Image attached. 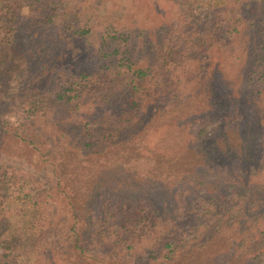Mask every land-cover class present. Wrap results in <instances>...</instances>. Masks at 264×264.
Here are the masks:
<instances>
[{"label":"rangeland","instance_id":"1","mask_svg":"<svg viewBox=\"0 0 264 264\" xmlns=\"http://www.w3.org/2000/svg\"><path fill=\"white\" fill-rule=\"evenodd\" d=\"M210 6L208 0H32L17 16V39L28 43L27 63L0 92V173L12 169L25 174L43 192L49 219L41 238L27 236L30 253L21 264H208L214 252L219 263H232L247 249L264 250L243 241L248 248L237 247L227 260L222 250L230 247L218 236L225 224L188 229L184 221L176 226L175 237L162 239L165 246L138 242L125 252L113 236L124 213L104 204L116 199L153 202L158 214L171 218L178 208L177 179L184 172L185 186L192 176L209 179L208 170L198 165L207 143L204 135L203 142H195L196 132L218 123L204 121L205 112L218 100L238 95L242 82L239 66L220 49L212 47L203 55L197 78L184 94L159 101L141 95V108L128 128L119 117H109L103 92L81 91L78 102H52L66 75L104 68L97 48L105 30L128 32L131 57L144 68L156 52L167 54L184 43L193 27L204 31ZM48 14L53 16L45 24ZM77 28L89 32L73 33ZM89 144L97 150L88 151ZM203 193L194 188V196ZM9 209L13 223L23 227L17 211L29 209L21 201ZM245 231L249 240L256 234L253 226ZM147 244L154 245L153 255ZM257 257L264 260L263 253Z\"/></svg>","mask_w":264,"mask_h":264},{"label":"trees","instance_id":"2","mask_svg":"<svg viewBox=\"0 0 264 264\" xmlns=\"http://www.w3.org/2000/svg\"><path fill=\"white\" fill-rule=\"evenodd\" d=\"M208 2L211 6L205 15L208 24L205 22L204 31L193 27L184 43L179 42L167 54L156 52L154 62L144 68L135 66L128 32L105 30L106 35L100 37L101 47L97 48L98 60L104 68L68 75L62 73V77H69L60 81L54 92L52 102L55 103L78 102L81 91L103 92L109 117H119L122 127L128 128L133 124L129 121L134 111L141 108L142 96L159 101L188 91L197 78L201 58L212 47L220 49L231 63L239 66L242 82L238 95L218 100L215 107L205 112L204 121L218 123L210 130L201 128L195 135V142L207 143L200 151L201 163L198 165L204 166L205 172L208 170L209 179L204 182L192 176L188 186H185L188 172L177 179L176 183L181 184L177 214L165 218L158 214L153 202L136 199L104 202L114 205L117 213H124L118 232L113 236L125 252L138 242L153 241L158 246H165L162 239L175 237L176 226L184 221L188 229L193 225L214 226L213 223L218 221L225 224L221 226L224 232L218 236L230 247V251L229 248L222 250L229 255L227 260L237 252V247L244 246L243 241L262 245L264 249V10H261L264 0ZM30 4L32 0H0V92L10 87L27 63L24 46L28 43L18 40L16 32L17 16ZM51 16L53 14L46 16L45 24ZM250 28L253 31L250 32ZM88 32L81 28L73 30L78 35ZM242 49L243 53L240 52ZM89 146L88 151L97 150V147ZM198 187L203 188L204 193L194 196V188L196 191ZM42 196L43 192L33 188L25 174L12 169L0 173V264H21L23 256L30 253L27 236L38 240L48 229L49 219L45 215ZM15 201H21L29 209L22 214L21 210L17 211L23 227H17L7 211ZM203 215L209 220H200ZM182 217L185 220L182 221ZM251 226L256 234L249 240L244 233ZM25 229H28L27 234ZM194 236L192 234L191 241ZM146 251L153 255L154 245L147 244ZM257 251L247 249L232 263H219L220 258L214 252L208 264H264V260L257 257L259 253L264 254V250Z\"/></svg>","mask_w":264,"mask_h":264}]
</instances>
